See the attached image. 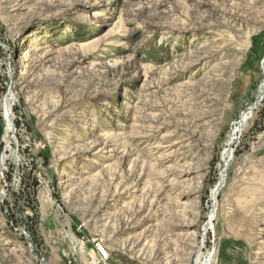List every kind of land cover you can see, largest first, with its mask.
<instances>
[{
  "label": "rangeland",
  "instance_id": "1",
  "mask_svg": "<svg viewBox=\"0 0 264 264\" xmlns=\"http://www.w3.org/2000/svg\"><path fill=\"white\" fill-rule=\"evenodd\" d=\"M208 260L264 264V0H0V264Z\"/></svg>",
  "mask_w": 264,
  "mask_h": 264
},
{
  "label": "bare ground",
  "instance_id": "2",
  "mask_svg": "<svg viewBox=\"0 0 264 264\" xmlns=\"http://www.w3.org/2000/svg\"><path fill=\"white\" fill-rule=\"evenodd\" d=\"M19 60V59H18ZM13 95L11 94L10 97H8L6 99V101L4 102V109H5V117H6V133L7 134H11L12 132H14L15 130V126H14V122H13V114L11 111V106H10V102L11 99H13L14 97H12ZM249 118L248 113H244L240 119V124L244 123L245 121H247V119ZM237 133V130H236ZM11 140V139H10ZM214 194V193H213ZM210 219V218H209ZM210 224V223H209ZM211 225V224H210ZM210 260V259H209ZM209 260L205 263V264H209Z\"/></svg>",
  "mask_w": 264,
  "mask_h": 264
}]
</instances>
